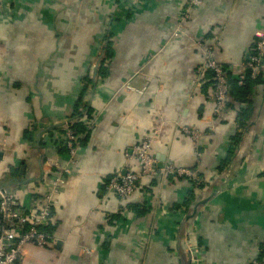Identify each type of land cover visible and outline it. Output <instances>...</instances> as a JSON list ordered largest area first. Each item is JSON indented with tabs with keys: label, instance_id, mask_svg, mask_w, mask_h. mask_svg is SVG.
<instances>
[{
	"label": "crops",
	"instance_id": "obj_1",
	"mask_svg": "<svg viewBox=\"0 0 264 264\" xmlns=\"http://www.w3.org/2000/svg\"><path fill=\"white\" fill-rule=\"evenodd\" d=\"M187 1L0 0V183L31 213L47 189L33 184L43 159L59 161L53 177L71 171L46 227L57 244L26 245L19 264H189V238L200 264L262 255L264 85L251 105L233 98L215 116L214 76L197 41H216L236 78L264 34V0H205L173 37ZM244 107L251 120L235 151ZM78 118L72 164L63 128ZM181 126L204 134L198 146ZM146 136L160 167L196 169L204 186L142 177L125 200L108 192L112 176L139 170L126 152Z\"/></svg>",
	"mask_w": 264,
	"mask_h": 264
},
{
	"label": "built area",
	"instance_id": "obj_2",
	"mask_svg": "<svg viewBox=\"0 0 264 264\" xmlns=\"http://www.w3.org/2000/svg\"><path fill=\"white\" fill-rule=\"evenodd\" d=\"M204 1L188 0L183 4L173 37H179L183 34L187 23L191 19L192 10L202 6ZM197 46L204 54L203 70L212 72L214 76L212 92L214 115L220 116L228 109L231 100V85L227 70L216 58V41L208 43L204 40H199L197 41ZM241 66L242 71L238 77L239 86L244 85L247 74L250 73L252 79H257L263 72L264 34L257 41L255 49L248 60ZM125 88L129 91L137 92L144 90H137L128 84ZM73 123L70 122L63 128V140L72 164L76 163V155L83 138L73 127ZM95 125L96 122L92 121L88 124V129L91 130ZM180 129L192 139L195 146H198L200 138L204 135L202 132L186 126H181ZM154 140L155 136H146L130 152H126L127 158L134 160L139 170H128L126 173H117L112 176L107 184L108 192L125 200L135 193L136 185L142 177L174 176L191 182L195 189L202 187L203 180L196 169L178 167L170 163L160 167L158 159L155 158L152 152ZM237 148L235 147V149ZM0 153H2V150H0ZM58 168H60V165L56 158L46 157L43 159L41 176L33 184L40 187L47 186V189L40 193V199L36 200L35 209L31 213L24 211L16 194L8 191L0 183V264H19L22 259V250L26 245L45 249L57 244L58 240L46 231V227L53 208L58 204L60 186L65 183V176L71 173L70 169L66 168L63 172L61 171L53 177L54 170ZM85 252L89 255L92 253L89 249H86ZM187 254L189 264H200L201 253L199 246L190 238L187 244ZM249 264H264V251L260 257L251 260Z\"/></svg>",
	"mask_w": 264,
	"mask_h": 264
},
{
	"label": "trees",
	"instance_id": "obj_3",
	"mask_svg": "<svg viewBox=\"0 0 264 264\" xmlns=\"http://www.w3.org/2000/svg\"><path fill=\"white\" fill-rule=\"evenodd\" d=\"M103 60H101V63H100L99 67H101V65L103 63ZM238 77H239V75L236 78L232 77V76L230 77V74L228 76V79H229L230 85H231V100L229 102L228 108H230V104H231V101H232L233 98H234L235 102H240L241 100H243V101L245 100L247 103H249L251 105V101L249 100V96L251 95V93L254 91V89L256 87H260V86L264 85V74H263V72L260 74V76L257 79H252L250 77V73L247 74L245 83L242 86H239V84H238ZM239 111H240L239 112V122H240V127L239 128L242 131L239 130V133L237 134V137H236L237 142H236V144L234 146V149L241 142L242 137H243L242 132H243V130H245L247 128L248 123L251 120L250 107L249 108L244 107V108L240 109ZM77 117H82L80 111L78 113H76V118ZM81 126L85 127V125L82 123L81 119L78 118V122H76V123L74 122L73 123V127L78 132L81 133V131H80L81 130L80 129ZM235 151H236V149H235ZM13 171H14L15 174H17L19 172L18 169H14ZM193 198H194V194L192 193L191 196H190V200H193Z\"/></svg>",
	"mask_w": 264,
	"mask_h": 264
},
{
	"label": "rangeland",
	"instance_id": "obj_4",
	"mask_svg": "<svg viewBox=\"0 0 264 264\" xmlns=\"http://www.w3.org/2000/svg\"><path fill=\"white\" fill-rule=\"evenodd\" d=\"M190 183H191V182H190ZM203 186H204V183H203L202 187H203ZM202 187H201V188H202Z\"/></svg>",
	"mask_w": 264,
	"mask_h": 264
},
{
	"label": "water",
	"instance_id": "obj_5",
	"mask_svg": "<svg viewBox=\"0 0 264 264\" xmlns=\"http://www.w3.org/2000/svg\"><path fill=\"white\" fill-rule=\"evenodd\" d=\"M0 157H1V154H0ZM124 173H126V172H124Z\"/></svg>",
	"mask_w": 264,
	"mask_h": 264
}]
</instances>
